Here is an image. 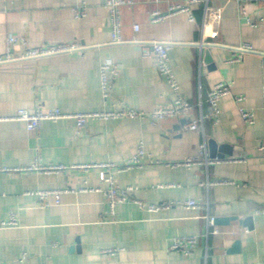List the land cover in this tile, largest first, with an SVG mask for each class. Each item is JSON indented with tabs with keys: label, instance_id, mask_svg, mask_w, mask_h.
<instances>
[{
	"label": "crops",
	"instance_id": "0c3cea01",
	"mask_svg": "<svg viewBox=\"0 0 264 264\" xmlns=\"http://www.w3.org/2000/svg\"><path fill=\"white\" fill-rule=\"evenodd\" d=\"M131 1L122 7L123 38L171 43L170 64L190 115L159 125L146 118L90 119L79 134L70 118L44 120L35 130L24 121L1 119L0 264H264V157L258 150L264 139V0L197 3L194 21L183 12L152 21L153 12L165 13L184 0ZM81 6L86 15L76 18ZM9 37L26 41L14 48L16 54L49 44L85 47L3 65L0 116L36 108L73 113L127 106L151 112L170 103L172 93L142 45L112 43L107 0H0V55ZM105 58L120 64L107 100L100 86ZM220 81L231 82V93L220 99V122L214 125L207 98ZM236 94L254 112L253 123L241 117ZM183 119L199 120L201 127L185 130ZM212 140L219 162L168 165L197 155L203 142L211 157ZM141 144L149 155L141 166L112 172L120 187H136L133 198L161 207L126 201L112 210L101 169L80 166L121 165ZM37 157L66 168L24 169ZM217 179L233 183L206 184ZM44 190L68 191L58 203L49 195L43 205L38 192ZM188 199L202 208L185 207ZM12 216L15 224L1 226ZM207 217L225 221L210 225ZM187 235L198 237L191 254L168 248L172 238Z\"/></svg>",
	"mask_w": 264,
	"mask_h": 264
},
{
	"label": "built area",
	"instance_id": "2783aa9c",
	"mask_svg": "<svg viewBox=\"0 0 264 264\" xmlns=\"http://www.w3.org/2000/svg\"><path fill=\"white\" fill-rule=\"evenodd\" d=\"M184 3L176 4L170 7V9L162 13L160 11L153 12L152 21H161L169 16L177 13H187L191 21L195 20L192 13V6L197 3H208L210 0H184ZM131 0H107V5L110 12V21L113 29V40L112 43H120L131 41L137 45H142L143 54L145 56H152L155 61V66L164 79L166 86L172 93V97L169 105L158 107L151 112H144L127 106L122 107L119 110H101L92 112H64L59 108H50L43 110L41 108H36L34 111L30 112L26 109H20L13 115L10 116H0V120H20L24 121L29 130L38 129L41 122L44 120L57 121L61 119H73L76 124V133H81L84 129L86 123L90 119H120V118H134V119H148L151 124L159 125L161 121L172 118H188L191 112L190 102L182 95L180 90L179 82L175 76V73L170 64L169 51L171 48V43L164 40H125L122 35V7L127 4H131ZM242 12L247 13V7L242 4ZM75 17L83 18L86 15L85 7L75 8ZM207 23V22H206ZM205 23V24H206ZM204 24V25H205ZM135 30H139V25H134ZM20 43L26 44L24 38L19 37H9L6 42V52L0 55V69L3 65L21 61L28 58H37L40 56L52 55L61 52H67L77 49H83L85 46H79L77 44H49L41 47H27L25 53L16 54L14 53V48ZM242 52L249 51L251 48L241 47L239 48ZM241 55H237L233 60H239ZM120 64L115 62L111 58H105L100 64V86L101 92L104 100H107L109 94L114 86L115 78L119 73ZM231 93V82L220 81L216 83L213 88L208 93V102L210 106L209 117L211 118L214 125L220 122V99L227 94ZM234 98L238 104V109L241 117L246 123H253L255 120V115L252 110L246 108L243 105L245 97L241 94L234 95ZM185 130H197L199 129L200 122L196 119H187L183 124ZM258 150L261 156L264 157V139H262L258 145ZM148 153L141 144L138 152L126 160L121 165H116L111 162H104L100 164L91 165H81L80 167L87 169L89 167H98L101 169L100 178L103 181L109 183V188L107 190V196L111 209L113 210L117 203L134 201L139 203L141 206H147L151 210H157L161 206L156 204L146 205L145 203L133 198V192L136 190L134 186H128L125 188L120 187L113 175V168L117 171L127 170L132 167L141 166L144 160L148 157ZM205 162L206 164H211L219 162V159L209 157L206 142H203L199 146V152L195 156H189L181 161L169 162L168 165L172 167L186 166L191 167L194 164ZM66 166L61 164H44L39 157L35 159L31 166H28L27 170L40 171L44 173H50L54 171H59L65 169ZM21 168H11L8 170H20ZM224 183H233L231 180L227 179H217L213 181H207V185H216ZM172 185V184H169ZM89 188H81V190H88ZM91 189V188H90ZM93 190V189H91ZM63 191L68 190H44L38 192L40 199L45 200L49 195L54 194L56 197V202L60 200V194ZM185 207L189 208H202L201 204L196 199H188L182 203ZM43 205H48L46 200ZM259 212L264 213V208L259 210ZM208 223L210 225L215 224L214 217H207ZM15 224V218L12 216L7 221H2L1 226ZM214 233H218L219 230H214ZM198 243V237L194 235L178 236L172 238L168 248L170 250H181L186 254H191ZM110 251V250H109Z\"/></svg>",
	"mask_w": 264,
	"mask_h": 264
},
{
	"label": "water",
	"instance_id": "95a60500",
	"mask_svg": "<svg viewBox=\"0 0 264 264\" xmlns=\"http://www.w3.org/2000/svg\"><path fill=\"white\" fill-rule=\"evenodd\" d=\"M186 121H187V119H183L182 124H184ZM220 150L221 151L224 150V152H226L227 151L226 146H220ZM215 151H216V142L212 140V141H210V153H211L210 156L212 158H215L217 156V153ZM218 157H222V156H220V154H219ZM222 221H225V220L215 218V224L221 223Z\"/></svg>",
	"mask_w": 264,
	"mask_h": 264
}]
</instances>
